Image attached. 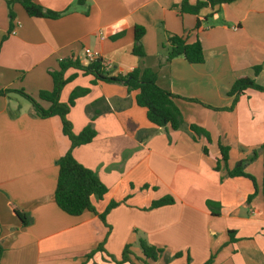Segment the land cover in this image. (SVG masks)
Returning a JSON list of instances; mask_svg holds the SVG:
<instances>
[{
	"label": "crops",
	"instance_id": "0c3cea01",
	"mask_svg": "<svg viewBox=\"0 0 264 264\" xmlns=\"http://www.w3.org/2000/svg\"><path fill=\"white\" fill-rule=\"evenodd\" d=\"M7 1L0 0V90H23L47 108L50 103L38 93L53 87L48 70L59 69V61L68 57L85 64L84 52L96 50L110 75L149 67L161 88L211 106L175 98L184 121L203 126L211 142L151 123L136 104V91L122 83L91 85V74L68 68L64 76L74 77L60 92L62 102L73 88L90 87L67 114L72 131L90 121L96 130L90 143L72 148V155L107 187L101 199L91 198L96 213L70 215L54 201L57 160L70 147L60 118L38 117L14 91L0 95V264H131L117 262L126 244L131 260L144 264L140 240L163 249L156 261L146 259L150 264H186L187 256L189 264H203L211 255V264H264L259 150L264 92L248 88L232 108L233 96L227 94L242 75L264 86V0H234L214 12L203 7L198 15L182 13V0H33L55 11L69 8L57 19L29 16L14 2V33L9 34ZM197 18L202 23L195 29ZM119 23L124 33L112 39L109 29ZM135 25L145 30L143 57L131 52ZM169 33L188 42L199 38L204 61L188 63L179 56L159 65L168 52ZM218 142L229 148V168L258 152L244 167L257 188L249 201L250 179L214 168ZM163 196L174 202L147 209ZM111 201L118 204L102 221L98 215ZM206 201L219 205L217 215ZM11 205L27 213L30 223L23 225ZM100 244L102 250H95ZM177 252L181 255L173 257Z\"/></svg>",
	"mask_w": 264,
	"mask_h": 264
},
{
	"label": "trees",
	"instance_id": "16d2710c",
	"mask_svg": "<svg viewBox=\"0 0 264 264\" xmlns=\"http://www.w3.org/2000/svg\"><path fill=\"white\" fill-rule=\"evenodd\" d=\"M234 0H197L195 3L190 4L187 0H182L179 4L180 11L192 13L198 15L199 11L203 7H210L212 12L217 10L219 6L225 3H230ZM19 3L27 15L33 17H44L50 19H57L69 12V8L62 11H55L49 8H45L40 4H37L33 0H8V17H9V29L8 34L11 33L13 29V19L15 17L14 12L11 9L12 3ZM84 0H77L78 4H82ZM207 18V17H206ZM202 21L197 18L195 22V29L199 28ZM120 27V28H119ZM145 30L143 26L135 25L133 29V46L131 49L132 54L143 57L144 49L141 43V38ZM124 30L121 24H116L109 29V36L112 39L118 38L123 35ZM6 36L3 37V39ZM168 52L164 61H159L160 65L162 62L170 61L175 57H183L188 63H202L204 61V53L199 38H196L193 42H188L186 36L178 35L174 33H169L167 36ZM68 68H76L82 71L84 74H91L93 79L90 81L91 85L97 83V81L104 82H116L122 83L126 86L128 91H136L135 101L136 104L145 109V114L147 119L157 125V126H170V128L177 130L183 129L195 136H203L206 143L211 142L210 133L200 125L195 123L187 124L184 121L183 114L179 106L175 102V98H182L184 100L197 102L203 106H208L204 103H200L196 99H188L175 95L157 84V73L154 69L146 67L143 69L134 68L125 74L110 75L106 69L101 58H97L88 64H81L78 58H64L59 61V69L48 70V74L52 78L53 87L51 90H41L38 93V99L44 100L50 103L49 107L44 108L39 104V102L33 98L31 95L25 93L23 90H11V89H1L0 95L6 94L10 91H14L24 98H26L32 105L35 114L38 117L46 118L50 116H58L62 125V132L68 137L70 141V147L68 150L58 158V175L54 190V201L56 205L64 212L70 215H79L84 210H89L96 213L95 208L92 204L91 198L94 196L97 199H101L106 193V185L98 178L96 173L88 167H85L79 163L72 155V148L80 145L90 143L96 135V130L93 127L92 121L85 125L78 133L72 131V125L67 114L71 107L74 105L75 100L85 96L89 91L90 87H75L73 88L68 98L65 102L60 100V92L63 86L70 81L74 75L69 77L64 76V72ZM260 67L255 66V73L259 71ZM252 88L261 92H264V86L257 84L253 78L242 75L234 80L231 87L227 91L229 96H233L232 108L235 104L238 96L243 93L246 89ZM94 115L91 116V120ZM193 137V136H192ZM194 138V137H193ZM219 147V157L215 159L216 164L214 168L216 170L225 168L227 175L230 177L242 176L250 179L254 186V192L247 197V201L254 196L257 191L255 178L253 175L245 172L244 167L247 163L257 156L258 152L254 150L251 158L238 161L234 164L232 168L228 167V146L218 142ZM259 150L263 154L262 162V180H261V195L264 198V144L260 145ZM204 154H208V148L206 146L202 147ZM147 186V185H146ZM174 202L171 196H163L155 199L151 202L147 209L157 208L164 205H169ZM118 202L111 201L105 211L99 214V218L104 221L107 212L115 207ZM206 205L211 209L212 214H218L219 205L206 201ZM213 206H216V210H212ZM13 212L18 216L23 225L30 223V216L19 209L18 207L11 205ZM230 235V242H234V231H228ZM140 247L144 258L141 259L144 264H150L146 259H151L156 261L157 258L162 254L163 249L157 248L152 245L146 244L143 240H140ZM130 245L126 244L122 251L121 260L119 262L129 261L131 264H135L129 254L131 253L129 249ZM102 250V245H98L95 249ZM95 250L92 251L95 252ZM91 254V253H90ZM1 255V247H0ZM181 253L177 252L173 257L180 256ZM111 259L114 258L110 255ZM168 258H166L167 260ZM213 260V255H211L207 261L203 264H211ZM190 258L187 256V263L189 264Z\"/></svg>",
	"mask_w": 264,
	"mask_h": 264
},
{
	"label": "built area",
	"instance_id": "2783aa9c",
	"mask_svg": "<svg viewBox=\"0 0 264 264\" xmlns=\"http://www.w3.org/2000/svg\"><path fill=\"white\" fill-rule=\"evenodd\" d=\"M11 33H14V29L11 31ZM97 58H100V55L99 52L96 50L94 51L86 50L83 54V59L85 64H88Z\"/></svg>",
	"mask_w": 264,
	"mask_h": 264
},
{
	"label": "rangeland",
	"instance_id": "374dc122",
	"mask_svg": "<svg viewBox=\"0 0 264 264\" xmlns=\"http://www.w3.org/2000/svg\"><path fill=\"white\" fill-rule=\"evenodd\" d=\"M187 133H189V132H187ZM191 136H193L194 137V140H198V136H195V135H193V134H191V133H189ZM136 260H139V257H136Z\"/></svg>",
	"mask_w": 264,
	"mask_h": 264
}]
</instances>
